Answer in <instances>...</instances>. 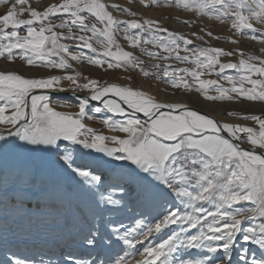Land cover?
I'll use <instances>...</instances> for the list:
<instances>
[{
  "label": "snow or ice",
  "instance_id": "snow-or-ice-1",
  "mask_svg": "<svg viewBox=\"0 0 264 264\" xmlns=\"http://www.w3.org/2000/svg\"><path fill=\"white\" fill-rule=\"evenodd\" d=\"M141 4L230 21L237 34L264 42L253 26L264 24V0ZM0 5V58L48 71L31 78L0 71V264H264V115L241 117L258 129L221 122L187 103L89 78L72 63L138 70L207 101L264 102V59L194 45L155 20L117 19L113 11L136 13L104 0ZM120 33L133 51L120 45ZM136 49L157 61L155 72L145 70ZM237 53L236 62L221 59ZM82 90L78 111L57 110L73 105L53 93ZM90 112L104 113L103 125L122 135L88 127L85 120L96 118ZM60 220L73 226L65 252L17 254ZM249 244L259 256L249 254Z\"/></svg>",
  "mask_w": 264,
  "mask_h": 264
},
{
  "label": "rangeland",
  "instance_id": "rangeland-1",
  "mask_svg": "<svg viewBox=\"0 0 264 264\" xmlns=\"http://www.w3.org/2000/svg\"><path fill=\"white\" fill-rule=\"evenodd\" d=\"M54 2H59V0H29V3L31 4L32 7H38L41 9L44 6L54 3ZM104 2L107 4H117L120 7L129 8L132 12L136 13L135 17H131L121 12L113 11V15L117 19H120V20L137 19L138 21H141V22L145 19L155 20V21H158L159 24L163 26L164 28H167L171 31H175L177 33L183 34L187 38L193 40L194 45H198L201 47L221 48L226 51L241 50L246 54V56L254 55V56H259L262 59H264V53L260 51L261 49H264V42H261L259 39L252 40V39H249L247 36H242V35L237 34L235 29L231 27L230 21L227 23H222L219 20L209 18L208 16H200V15H197L194 11H186L182 7H176V6L154 4L151 7H144L141 4V0H104ZM145 2H147V0H145ZM109 10L112 11L111 8ZM5 11H6L5 6L0 5V13H4ZM24 18H27V14H25ZM177 20L192 21V23L189 25H185L183 23H178ZM253 26L258 30V34L264 33V24L253 22ZM201 29H204V31H201ZM207 32H211L213 35L208 36L206 35ZM192 33H196L197 35L202 36L203 39L202 40L196 39L194 36H192ZM117 39L123 48L133 51V49L129 48L127 41L123 39V33H120L117 36ZM233 40L236 41V43L230 42ZM65 42L67 43V41ZM97 47L99 46L97 45ZM147 47L151 49V45H148ZM134 53L140 56L141 59L145 61L146 71H150V72L156 71V69H153L151 65L154 63H157V61L150 60L149 57H147L146 55H142L139 49L134 50ZM240 58L241 57L239 53H237L236 55L232 57H222L221 59L222 61H225V62L229 60L236 62ZM3 61L8 62L5 59L0 58V62H3ZM15 63L18 65L22 64L18 59L14 62V64ZM72 63H73V66L82 73V75L87 76L89 78L99 79L101 82L118 83L122 86L130 85L133 88H137V89L145 91L144 89H142V87L139 84L140 80H144V81H148L151 85H153L159 90L161 89V90H170L171 92L177 91L180 93L182 92L189 93L181 89H173L168 83L163 82L162 79H156L154 76L145 77L138 70L129 69L127 72H125L122 69H110L107 71H102L99 68L88 65V64H84V66H87L86 68L84 66L80 67L79 65H76L75 62H72ZM159 63L164 64L165 62L160 61ZM167 63L176 65L178 67H194V65H191V64H178L177 62L172 61V60L167 61ZM22 66L26 68H33V67L25 66L23 64ZM7 69L10 70V68H6V67L4 69L3 65L0 64V71H6ZM162 70L163 69H161L160 71ZM23 71L24 70L20 71L19 73L29 78L48 74V73L41 74V73H28V72L25 73V71L24 72ZM231 74L234 75L235 73L231 72ZM128 77H131V80H129ZM203 78L216 79L215 75L203 77ZM83 82H86V81L82 80L81 83ZM64 83L66 86L67 82L65 81ZM222 83H225V86H228L226 82H222ZM77 93L87 94V92L83 90ZM191 93L198 95L194 91ZM57 98L61 99L66 104L70 103L71 105H73L72 107H63V108H58L57 110L71 111V112L78 111V108L74 106L77 103L75 99L60 95V96L53 97V100L55 101ZM209 102L212 104L217 103V102H212V101H209ZM223 102H225V104L223 105H226V108L225 110L219 111L218 113L219 115L222 116V118H224V121H221V122L241 124V125H245V126L258 129V125H256L254 121L244 120L241 117L245 114L264 115V102L247 101V100H243L242 102H236V104L234 102H228V101H223ZM229 111H233L237 113V115L229 116L228 115ZM90 114L96 118L92 120H85V124L88 127L94 129L97 133L103 134L106 136L122 135L120 133L109 130L103 125L102 117L105 115L104 113L96 114V113L90 112ZM66 143L67 142L61 143L62 149L65 147ZM245 145L249 146L248 144H245ZM75 147L79 148V146H75ZM97 155L99 154L94 153L92 157L90 158L95 159ZM245 226H247V222H245ZM72 230H73V226L70 220L67 222L60 220V221H56L52 223L48 228L34 233L32 235L31 240L36 242L39 239L44 238V239L50 240L52 244L54 245H57L62 240H64L65 243H67L69 233ZM20 246H23V245H20ZM239 247L240 245L238 244L237 248ZM61 248L66 251L65 245L62 246ZM248 248H249L250 255L253 253L258 256L260 255L261 250L257 246L249 244ZM59 251H62V250H59ZM196 254L197 253L195 251L192 253V255H196ZM234 258H235V253H234Z\"/></svg>",
  "mask_w": 264,
  "mask_h": 264
},
{
  "label": "bare ground",
  "instance_id": "bare-ground-1",
  "mask_svg": "<svg viewBox=\"0 0 264 264\" xmlns=\"http://www.w3.org/2000/svg\"><path fill=\"white\" fill-rule=\"evenodd\" d=\"M44 3V2H43ZM1 65H3L4 69L6 68H10L15 70V71H22L24 70L25 73H48L47 70L45 69H38V68H26L24 66H22V64H14V63H9V62H0ZM87 68V66H84ZM8 70V69H7ZM23 71V72H24ZM140 86L142 87V89H144L146 92H148L149 94H152L154 96H156L159 100L161 101H170V102H180V103H187L189 104L191 107L195 108V109H199L202 112H206L212 116H214L217 120L219 121H224V118H222L221 115H219V111H223L226 108L225 102H217L216 104H212L207 100H204L203 98H200L198 95L196 94H192V93H180L177 91L171 92L170 90H159L156 87H154L153 85H151L148 81H144V80H140L139 82ZM66 92H70V91H66ZM82 94V93H79ZM82 95H86V94H82ZM77 101V100H76ZM78 102V101H77ZM97 104V102H95ZM236 104V102H234ZM93 104V105H96ZM66 244L64 240L60 241L57 245L52 244V242L50 240L47 239H39L38 241H32L30 240L29 243L27 244V246L23 245V246H19L18 250H17V254L21 257H35L40 253H47L49 248H54L56 250V253L58 255L62 254L63 250L61 247ZM62 250V251H59ZM62 252V253H60Z\"/></svg>",
  "mask_w": 264,
  "mask_h": 264
},
{
  "label": "water",
  "instance_id": "water-1",
  "mask_svg": "<svg viewBox=\"0 0 264 264\" xmlns=\"http://www.w3.org/2000/svg\"><path fill=\"white\" fill-rule=\"evenodd\" d=\"M125 50H128V49H125ZM128 51H130V50H128ZM60 95L61 96H65V97H70V98L75 99V100H77L76 97H78V96H84V95L79 94V93H75V95H74L72 93V91H70V92H57V93H53V97L60 96ZM92 104H96V103L95 102H92ZM244 147L245 148H248L249 146H247V145L244 144Z\"/></svg>",
  "mask_w": 264,
  "mask_h": 264
},
{
  "label": "flooded vegetation",
  "instance_id": "flooded-vegetation-1",
  "mask_svg": "<svg viewBox=\"0 0 264 264\" xmlns=\"http://www.w3.org/2000/svg\"><path fill=\"white\" fill-rule=\"evenodd\" d=\"M119 42V41H118ZM120 43V42H119ZM121 45V44H120ZM122 46V45H121ZM125 49V48H124Z\"/></svg>",
  "mask_w": 264,
  "mask_h": 264
}]
</instances>
